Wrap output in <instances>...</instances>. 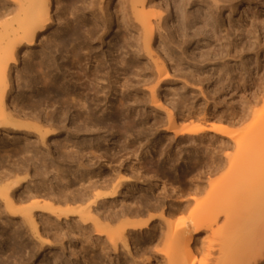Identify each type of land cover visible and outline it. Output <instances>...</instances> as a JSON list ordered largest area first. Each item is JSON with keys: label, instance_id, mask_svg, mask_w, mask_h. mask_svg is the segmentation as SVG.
<instances>
[{"label": "rangeland", "instance_id": "obj_1", "mask_svg": "<svg viewBox=\"0 0 264 264\" xmlns=\"http://www.w3.org/2000/svg\"><path fill=\"white\" fill-rule=\"evenodd\" d=\"M146 1L150 9H155L162 15V19L156 23L150 46L151 52L158 53L166 61L169 73L158 90V96L178 115L179 123L189 122L187 125L196 127L202 124L203 119L211 121L218 118L227 122L232 115L240 116L251 108L256 113L253 117L264 113V97L262 103H256L264 88V0ZM128 4L129 0H54L52 26L38 39L36 46L30 48L31 53L24 54L21 51L19 64L16 67L12 65L14 95L30 99V94L34 91L35 100L48 102L51 99L39 91L40 62L51 64L52 58L57 59L56 63L62 65V71L56 75L60 90L65 92L66 89H71L68 80L72 73L71 60L74 53L84 66L91 69L93 64L89 63L86 54L90 50V54L98 55L103 62L106 61L105 70L110 65L114 67L112 58L123 53L133 65V69L127 74V98L136 96L144 102L134 105L132 100L129 101L131 111L134 108L138 110L137 113H142L129 127L120 124V128L111 130L106 128L108 123L104 124L102 138L111 140L110 145H105L102 140L90 144L89 139H93L91 135L79 133L77 124L66 122L68 132L48 140L51 147L49 153L54 160L44 161V154H48L47 152L33 154L34 164L28 168L31 178L21 182L23 189L17 194L22 193L26 187L30 189L33 185L44 184L52 185L56 191H60L66 184L74 192L82 188L83 192L90 182H107L113 177L117 181L122 176V179L119 178L123 183L119 197L113 202L109 200L105 205L101 204L99 212L107 215L109 211H114L120 217L126 210L127 213L137 211L139 215L130 219L145 221L153 217L151 226L147 230L128 235V249H124L119 242V247L113 251L105 236L97 240L90 223L83 224L77 219L67 223L63 221L58 224V231L53 235V231L45 233L42 227V238L39 239L29 232L21 233L23 238L15 240L20 245L17 254L19 257H15L18 260H10L8 264H14L13 261H16L15 264H146L145 259L148 258L149 264H167L166 259L159 255L166 248L168 226L180 228L184 218L179 207L183 188L181 173L184 169L180 150L187 146L190 158L200 154H196L194 150L196 143L176 139L173 134L166 133L168 122L165 113L152 112V103L145 89L155 85L156 68L148 57L150 52L145 49L140 32L135 31L136 24L126 7ZM166 5L168 11L165 10ZM14 7L13 4H5L4 0H0L2 24L11 17L14 18L15 14L11 15L12 12L8 11ZM100 7L102 10H99ZM101 16L104 18H100ZM50 38L55 39L58 45L50 43L53 46L51 48L50 45L49 48ZM87 47L90 49L86 50ZM26 67H31L28 77L34 90L25 88L24 82L19 81L23 88H20V92L15 74L27 73ZM65 75L66 79L63 78ZM112 75L116 76L114 72ZM144 80L148 82L145 84ZM167 87L171 90L166 93ZM116 98L117 96L111 97L112 101ZM55 109H61L60 102H55L53 107L41 104L34 113L44 116L46 111ZM108 111H105L106 115H109ZM253 117L250 118L251 122ZM154 118L157 121L155 124ZM246 124L233 127V133H240L244 127H248ZM11 139L12 136L0 135V171L16 159L11 149H4ZM83 140H87L86 145H83ZM28 142L30 147L38 145L33 136ZM64 144L75 146L67 149L76 150L73 162L67 158L66 151L60 149ZM98 144L100 146L97 147ZM8 154H11V158L7 157ZM19 178L24 179L25 175L21 174ZM187 184H191L189 179ZM126 219L121 217L113 226H119ZM44 236L47 237L46 240ZM203 236H199L193 250L201 249L200 240ZM34 239L38 241L36 244ZM89 241L95 244L92 245ZM29 248L31 251H28ZM0 252H4L3 247H0ZM28 255L29 258H26ZM56 259L59 261L55 262Z\"/></svg>", "mask_w": 264, "mask_h": 264}, {"label": "bare ground", "instance_id": "obj_2", "mask_svg": "<svg viewBox=\"0 0 264 264\" xmlns=\"http://www.w3.org/2000/svg\"><path fill=\"white\" fill-rule=\"evenodd\" d=\"M4 2L15 6L8 10L12 12L11 15H15L4 24L0 22V135L12 136L11 142L8 141L4 149L5 151L11 149L16 159L6 169L0 171V228L3 230L0 232V247L4 248V252H0V264H8L10 260L17 258L20 245L15 240L21 237V233L29 232L39 239L42 238L41 231L49 234L53 231L51 235L56 234L59 223L63 221L67 223L72 219H77L83 224L90 223L97 240L105 236L113 251L119 247L117 245L119 242L124 249H128L127 236L147 230L153 217L145 221H134L130 217L138 216L137 211L127 213L126 210L120 217L117 212L109 211L110 209L107 215L99 212L101 204L105 205L109 200L113 202L119 197L123 187L120 181L122 176L119 177L120 180L117 177V181L113 177L114 181L108 179L109 181L102 183L90 182L84 187L83 192L82 188L80 192L75 193L66 184L60 191H56L52 185L44 184L33 185L30 189L26 187L22 193H17L23 189L21 182L29 181L31 178L28 168L34 164L33 154L47 152L48 154H44V161L54 160L49 153L51 147L48 140L68 132L65 128L66 122L72 121L71 123L77 124L79 133L91 135L93 139H89L90 144L102 140L105 145H110L111 140L106 141L102 138L105 123H108L106 128L111 130L120 128V124L129 127L136 121V117L141 116L142 113L136 112L138 110L133 108L131 111L129 101L132 100L134 105L143 101L138 100L136 96L127 98L129 91L127 74L133 69V65L129 58H126V54L122 53L112 58L115 62L114 67L110 65L109 71L105 70L106 61L103 62L98 55L90 54L88 50L90 48L87 47L86 54L93 68L88 69L84 66L82 60L74 53L71 60L72 73L70 77L67 76L70 78L68 83L71 89H66L65 92L60 90L56 73L62 71V65L56 63V58H52L51 64L40 62L38 65L41 74L38 82L41 84L39 91L45 93L51 100L48 102L35 100L34 91L30 94V99H25L24 96L18 98L13 93L12 65L16 67L19 64L20 52L23 51L24 54L30 52V48L36 46L38 39L52 26L54 0H4ZM126 7L136 24L135 31L140 32L142 43L150 52L148 57L156 68L155 85L145 89L152 103V112L165 113L168 122L166 133L173 134L176 139L196 143L197 147H194V150L196 154H200L198 157L194 155L195 158H190L187 146L183 145L184 147L180 148L182 153L180 160L184 163V169L181 173L183 188L179 207L184 218L180 228L168 226L166 248L159 256L165 258L167 264H263L264 113L253 117L256 113H253L251 108L240 116L232 115L227 122L218 118L211 121L203 119L202 124L196 127L187 125L189 122L184 123L186 125L179 123L178 115L176 116L158 96V90L169 75L166 61L158 53L150 51L156 23L162 19L161 12L150 9L146 0H129ZM165 8L168 11V5ZM99 10H102V7ZM116 20L118 21V18ZM50 43L58 45L53 38H50L48 47ZM27 70V73L25 71L23 74H15L20 92L23 88L20 87L19 81L24 82L25 88L34 90L28 77L31 67ZM112 71L116 74L115 77ZM63 78L66 79V75ZM144 82L146 84L148 80ZM170 90V87H167L166 93ZM112 96L117 98L112 101ZM263 97L264 88L261 89L256 103H262ZM55 102L61 103L60 110L46 111L44 116L34 113L37 106L44 104L53 107ZM105 111H108L109 115H106ZM156 122L154 118L153 123ZM247 122L251 124L247 125ZM245 124L248 127H244L240 133H233V127ZM32 136L38 144L35 147L29 146L28 139ZM82 143L86 145L87 140H83ZM69 148L75 146L73 144L60 146V149L66 151L70 162H73L76 150H67ZM7 157L11 158V154ZM98 157L102 158L100 155ZM33 168L35 169L34 166ZM84 169L86 170V167ZM21 174L25 175L24 179L19 178ZM188 179L191 181L190 185L187 184ZM121 217L127 219L119 226H113ZM162 217L165 218L164 215ZM201 234L204 235L200 240L201 249L193 250ZM105 247L107 248V244ZM101 249L103 251V248ZM26 258H29V255ZM145 261L146 264L150 263L149 258Z\"/></svg>", "mask_w": 264, "mask_h": 264}]
</instances>
